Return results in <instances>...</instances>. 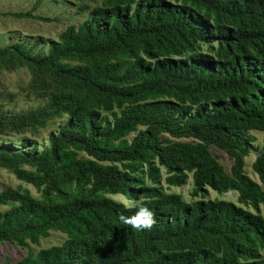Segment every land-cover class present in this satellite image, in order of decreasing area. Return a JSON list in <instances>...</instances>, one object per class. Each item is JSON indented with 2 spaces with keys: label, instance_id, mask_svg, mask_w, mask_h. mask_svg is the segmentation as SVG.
<instances>
[{
  "label": "trees",
  "instance_id": "trees-1",
  "mask_svg": "<svg viewBox=\"0 0 264 264\" xmlns=\"http://www.w3.org/2000/svg\"><path fill=\"white\" fill-rule=\"evenodd\" d=\"M0 16L65 23L0 46V169L20 181L0 186V245L26 250L0 264H264V141L258 181L245 171L264 131V0H34ZM189 177V200L169 191ZM141 198L150 230L119 222ZM51 231L62 242L34 250Z\"/></svg>",
  "mask_w": 264,
  "mask_h": 264
},
{
  "label": "rangeland",
  "instance_id": "rangeland-1",
  "mask_svg": "<svg viewBox=\"0 0 264 264\" xmlns=\"http://www.w3.org/2000/svg\"><path fill=\"white\" fill-rule=\"evenodd\" d=\"M34 0H0V12H17V11H25L31 8ZM59 5V2L55 4ZM55 11H59L58 8L42 6L35 12H39L43 15L53 16ZM65 23L64 21L61 24H56L55 22H43L37 21L33 19H24V18H13L11 16L2 17L0 16V46L11 43L16 38L22 39L24 37L34 38L36 36H40L44 42L56 39L57 34L64 29ZM12 38H9V36ZM17 73L3 74L5 80L10 78H16ZM37 101L35 99H30L29 101L26 99H21L13 102L9 107L14 110H18L22 107H28L36 104ZM59 121H54L50 125H48L45 129H42L39 133L37 141L44 143L47 139V136L50 131L54 130L56 126L59 124ZM255 140L252 142L251 152L245 157V171L248 175L254 180L258 181L257 175L254 173L252 169V162L260 151V148L263 147L264 141V131H254L252 132ZM18 136L10 137V139H17ZM264 149V148H263ZM210 151L212 153L218 154V161L224 166L225 170L229 171V167L232 163V159L223 151L218 149L215 146L210 147ZM20 181L15 178L13 174L8 172L5 169H0V186L1 185H11L15 187ZM24 186L28 187L34 195H38L37 190L29 184L22 183ZM192 186L191 178L189 177L187 183L182 186H171L169 191L181 192L186 200L190 199L189 191ZM264 189V187L262 186ZM209 196L211 198L216 197L217 199H225L232 200L236 202L237 192L233 190H228L224 193H217L215 191H210ZM116 199L121 201H125L121 195L114 196ZM4 207L0 206V210ZM64 239V235L58 231H51L50 234L42 238L40 240V244L38 246L33 245L34 250H38L41 247H47L53 244H59ZM26 253V250L23 248L16 247L9 243H4L0 245V258L6 254L9 257L16 259L21 257Z\"/></svg>",
  "mask_w": 264,
  "mask_h": 264
},
{
  "label": "clouds",
  "instance_id": "clouds-1",
  "mask_svg": "<svg viewBox=\"0 0 264 264\" xmlns=\"http://www.w3.org/2000/svg\"><path fill=\"white\" fill-rule=\"evenodd\" d=\"M125 207H135L136 211L130 216L120 214V223L128 225L136 230H150L155 225L156 220L154 213L143 198L137 201H129L125 204Z\"/></svg>",
  "mask_w": 264,
  "mask_h": 264
}]
</instances>
